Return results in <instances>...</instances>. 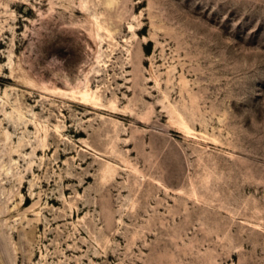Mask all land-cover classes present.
Returning <instances> with one entry per match:
<instances>
[{"label": "rangeland", "instance_id": "rangeland-1", "mask_svg": "<svg viewBox=\"0 0 264 264\" xmlns=\"http://www.w3.org/2000/svg\"><path fill=\"white\" fill-rule=\"evenodd\" d=\"M1 209L6 264H264V0H0Z\"/></svg>", "mask_w": 264, "mask_h": 264}, {"label": "bare ground", "instance_id": "bare-ground-1", "mask_svg": "<svg viewBox=\"0 0 264 264\" xmlns=\"http://www.w3.org/2000/svg\"><path fill=\"white\" fill-rule=\"evenodd\" d=\"M79 95H80V97H81V100H82V103H84V104H87V105H89V106H92V107H98L99 105H101L100 104V99L99 98H97L92 92H91V90H86V91H84V92H81V93H79ZM114 109V108H113ZM4 212H5V210H3ZM7 212V211H6ZM1 214L3 213L2 212V209H1V212H0ZM5 213H3V215H4ZM1 228H2V225L0 226ZM4 227V226H3ZM2 230V229H1ZM2 232V231H1ZM3 234V233H2ZM0 235H1V233H0ZM2 238L3 237H1L0 238V264H6V251H7V243H6V241H5V243H4V241H2ZM5 239V238H4ZM3 239V240H4ZM7 245V246H6ZM10 246V245H9ZM9 253V252H8ZM10 256V255H9ZM10 258V257H9Z\"/></svg>", "mask_w": 264, "mask_h": 264}]
</instances>
